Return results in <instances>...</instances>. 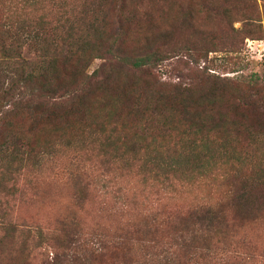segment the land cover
<instances>
[{
    "label": "rangeland",
    "instance_id": "374dc122",
    "mask_svg": "<svg viewBox=\"0 0 264 264\" xmlns=\"http://www.w3.org/2000/svg\"><path fill=\"white\" fill-rule=\"evenodd\" d=\"M35 34L70 55L53 81L20 79L40 69ZM212 88L224 124L194 135L178 116L212 115L196 99ZM187 89L196 104L184 108ZM13 144L30 157L0 160V264H86L127 231L129 255L95 264H149L159 246H184L199 230L180 215L188 198L225 204L264 173V0H0V148ZM189 145L195 177L180 156ZM236 214L198 231L205 242L179 248L178 264H264V201ZM145 225L150 235L135 232Z\"/></svg>",
    "mask_w": 264,
    "mask_h": 264
},
{
    "label": "trees",
    "instance_id": "16d2710c",
    "mask_svg": "<svg viewBox=\"0 0 264 264\" xmlns=\"http://www.w3.org/2000/svg\"><path fill=\"white\" fill-rule=\"evenodd\" d=\"M32 40H35V43H33L35 45L34 51L38 53L37 57L39 59L38 61H34V62L40 63L41 66H39L40 69L37 71L35 70L34 66H32L33 69L30 71L24 72L23 75L20 77V79H22L23 82H32L33 80H38L39 77H43V78L46 77L49 81H53V77L56 78L58 77L59 74L60 75L64 74V69H63L64 67L62 68V70H59L60 66L56 62L58 60H63V59H65V61H71V59L69 58L70 55L66 56V54H63V55L59 54V52L55 49L56 44L47 45L44 43V39L40 38V36L36 34L32 37ZM17 46H18L17 42L13 41L10 44H8L6 48H7V51H11V55H12V53H14L18 49ZM66 63H63L64 64L63 66L66 67L68 65ZM145 64L146 62L144 64L143 63L140 64V62H136L134 66L140 67ZM86 65H87V62L85 60L83 61V68H85ZM23 69H26V67ZM178 90L181 93V89H178ZM221 91H223V88ZM187 92H189L188 96L187 97L181 96L183 99L181 103L179 102L181 107H184V108H189L192 105V103L196 104V102L192 100L193 94L191 93V91L187 89ZM256 94L258 93L256 92ZM204 95L207 97H203V95L202 96L197 95L196 99L198 101H203L205 105L211 103L212 106H215V111L214 113H212V115L204 118L198 115V113L187 112V113L182 114L181 116H178V119L181 122V125L186 126V130H189L194 135H198L200 131L204 128H213L219 131V128L224 124V121H225L223 118L224 116H222L223 113H221L218 107H216L222 100L221 98L222 94L217 93L216 90L212 88ZM171 98L173 99L172 96H167L166 94H162L160 99L158 100V103L168 102L169 100H171ZM20 105H23L26 108H36L37 110L39 108L37 104L35 103L31 104L30 100L24 99V98H22ZM154 114L158 115V108L157 110H155ZM188 125L193 126L191 128H194V129L187 128ZM185 133L186 135L183 136V138L184 137L189 138L185 142L189 141L190 144L196 143V139H190L194 135L186 131ZM193 147H194L193 145L184 146L182 150L183 153L182 151H180V156L183 157L182 160L186 161V164L188 165L186 166V169H184L188 177L190 176L195 177V174H196L194 173L195 168H193L192 167L193 164H191L194 161L195 155H196V152L194 151V149H192ZM110 150L111 149H108V152ZM6 155H8L7 162L13 161L18 157L24 158L27 156V159H29L30 157L28 156L27 151L25 153L21 151V148L18 146V144H13L10 146L8 145L2 146L0 148V160L5 158ZM6 173L11 175L10 174L11 172L7 170H6ZM255 175H256L255 173L251 174V176L253 177ZM263 177H264V173L261 174L260 176L255 177L254 180L251 179L249 175H245L243 178V181H240L239 190L241 191H234L233 194L231 195V198L229 199V202L225 204L223 203L215 204L214 202L208 201V200L207 201L203 200L201 202L192 204L194 201V198H188L187 200H189L190 205L188 204V206L186 207L184 206V208L186 209L181 210L180 215L182 216V220L184 221L194 220L196 224L199 225V230H196L192 234H190V237L188 239L189 243H185L184 246L182 245L180 246L178 244V241L175 239H174L175 246L173 245H168L166 247L159 246L160 248H162V250L159 253H153L151 255V258L149 259V264H178L179 254H180L179 248L182 247V249L185 250V248L189 249V247L194 246V244L198 241L205 242L204 238H201L200 236L196 235L198 231L200 230L201 231L202 230L212 231V230H216V228L219 226H222V225L227 226L228 220H230V216L232 212L233 213L237 212L236 217L238 219H246L249 213H251L253 210L259 211V206H261L262 202L264 201V196L260 194L262 190V184L260 182V179H262ZM196 181L197 180L194 181V184ZM0 183L4 184L5 182L2 179H0ZM75 184L79 186L78 187L79 191H78L77 196L79 197L78 200H80L82 203L84 202V198L86 197L85 191L88 188V184L85 183L79 175L76 177ZM199 185H200L199 183L196 184L194 191H197L199 188H201V186ZM188 193H191V191H189ZM183 197L181 196L182 199ZM73 223L75 222L73 221ZM76 226L77 224L74 225V228H76ZM144 227L145 228L143 229H137L135 232L136 233L145 232L146 235H150L151 229L150 230L147 229V225H145ZM153 233L155 234L156 231H153ZM133 234H134L133 232L130 233L129 231H127L125 234H122L123 236L117 237L118 240L116 243L114 244L110 243V245H108L109 242H107L105 239L104 240L102 239L100 246H95L94 248L90 249V251L86 252L82 260L86 262V264H95V261L101 260L103 257L108 258L110 256L108 255L110 251H112L114 254H117L116 258L121 257V259L124 260L126 255H129V250H130V247L126 246V240L133 239ZM105 237L108 238V236H105ZM121 238H123L122 240H125V241H122ZM151 242H153L154 245H156L158 240L156 241L155 236H154L152 239L147 241V243H151ZM103 250L105 251V253L103 252ZM120 254H122V256ZM128 262H132V260ZM128 262L121 261L120 263L127 264Z\"/></svg>",
    "mask_w": 264,
    "mask_h": 264
}]
</instances>
